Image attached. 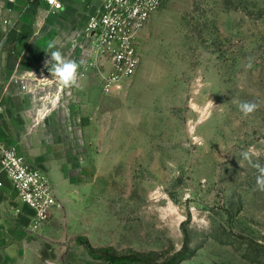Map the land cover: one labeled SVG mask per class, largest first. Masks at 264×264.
Instances as JSON below:
<instances>
[{"label":"rangeland","instance_id":"374dc122","mask_svg":"<svg viewBox=\"0 0 264 264\" xmlns=\"http://www.w3.org/2000/svg\"><path fill=\"white\" fill-rule=\"evenodd\" d=\"M67 10H48L37 35L79 65L87 10L82 0ZM138 47L125 90L107 94L91 78L84 93L43 88L52 99L39 121L49 123L21 152L50 172L63 207L34 230L19 198L16 257L264 264V192L243 157L264 166V0H164ZM244 101L258 104L248 117ZM108 253L137 259L112 263Z\"/></svg>","mask_w":264,"mask_h":264},{"label":"crops","instance_id":"0c3cea01","mask_svg":"<svg viewBox=\"0 0 264 264\" xmlns=\"http://www.w3.org/2000/svg\"><path fill=\"white\" fill-rule=\"evenodd\" d=\"M79 1L67 0L64 9L55 13H67V8L77 5ZM85 9L88 14L86 6ZM48 15V7L42 2L0 0V138L16 145L20 152L23 151L24 140L36 136L49 123L48 118L39 121L47 109L42 100L47 102L52 99L50 93L43 91V88L51 90L55 80L49 71L50 65H46V61L51 59L50 53L49 57L46 55L49 45L47 47V43H44L45 47L41 37L37 35L43 28L44 17ZM80 63L81 61V68ZM80 78L78 89L81 91L85 89L87 79L97 80L101 84L93 72ZM23 84H26V88L22 87ZM29 161L50 175L47 169ZM56 192L58 194L57 190ZM18 200L16 190L5 179L4 185L0 186V264H27L20 263L21 258L16 257L14 251L18 240L16 236L20 234L23 222L20 210L16 209ZM27 208L32 217L33 211L28 206ZM57 212L55 210L53 215ZM27 246V249H31Z\"/></svg>","mask_w":264,"mask_h":264},{"label":"built area","instance_id":"2783aa9c","mask_svg":"<svg viewBox=\"0 0 264 264\" xmlns=\"http://www.w3.org/2000/svg\"><path fill=\"white\" fill-rule=\"evenodd\" d=\"M26 1L42 2L55 13L64 9L67 0ZM163 1L82 0L88 14L82 39L75 44L79 47L82 63L80 76L92 71L107 94L129 88L141 63L140 33ZM5 179L33 211L34 230L40 229L55 210L63 207L48 173L30 162L16 145L0 138V186L4 185Z\"/></svg>","mask_w":264,"mask_h":264},{"label":"clouds","instance_id":"9594fccd","mask_svg":"<svg viewBox=\"0 0 264 264\" xmlns=\"http://www.w3.org/2000/svg\"><path fill=\"white\" fill-rule=\"evenodd\" d=\"M54 47L55 42L49 44L50 49ZM50 57L51 59L46 61V65H50L49 71L53 79L65 88L78 86V79L81 75L79 73V65L76 62L67 59L58 49L51 51ZM209 104L211 105L213 102L209 100ZM238 108L243 116L248 117L257 110L258 104L254 101H244L238 103ZM243 157L260 173L256 178V187L258 190L264 192V166H261L259 163H253L248 152H244Z\"/></svg>","mask_w":264,"mask_h":264},{"label":"trees","instance_id":"16d2710c","mask_svg":"<svg viewBox=\"0 0 264 264\" xmlns=\"http://www.w3.org/2000/svg\"><path fill=\"white\" fill-rule=\"evenodd\" d=\"M104 256L107 257L109 259L110 262L112 263H121L123 261H126V260H130V259H137L135 256L132 257V256H126V255H115V254H111V253H108V254H100V256Z\"/></svg>","mask_w":264,"mask_h":264}]
</instances>
